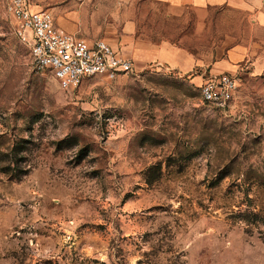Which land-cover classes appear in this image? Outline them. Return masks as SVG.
Wrapping results in <instances>:
<instances>
[{
	"label": "rangeland",
	"instance_id": "obj_1",
	"mask_svg": "<svg viewBox=\"0 0 264 264\" xmlns=\"http://www.w3.org/2000/svg\"><path fill=\"white\" fill-rule=\"evenodd\" d=\"M29 3L95 38L132 11L138 34L177 41L195 64L62 88L0 0V264H264V26L229 6ZM218 72L236 90L206 102L199 85Z\"/></svg>",
	"mask_w": 264,
	"mask_h": 264
},
{
	"label": "built area",
	"instance_id": "obj_2",
	"mask_svg": "<svg viewBox=\"0 0 264 264\" xmlns=\"http://www.w3.org/2000/svg\"><path fill=\"white\" fill-rule=\"evenodd\" d=\"M6 10L16 20V35L30 47L39 68H48L62 88L78 86L93 75L114 78L134 69L131 57L101 37L83 38L55 24L48 9H34L29 0H6ZM235 77L228 72L213 73L199 85L206 102L231 99Z\"/></svg>",
	"mask_w": 264,
	"mask_h": 264
},
{
	"label": "crops",
	"instance_id": "obj_3",
	"mask_svg": "<svg viewBox=\"0 0 264 264\" xmlns=\"http://www.w3.org/2000/svg\"><path fill=\"white\" fill-rule=\"evenodd\" d=\"M164 2L173 7H195L207 8L217 6H229L234 9L246 10L251 12L252 18L260 25L264 26V0H154ZM38 6V5H37ZM32 7V6H31ZM33 8V7H32ZM34 9H42L36 8ZM127 9V8H126ZM121 12V23L118 26V34L115 36L106 35V39L113 47L119 49L123 54L131 57L133 67L145 62H155L165 64L169 67L179 69L183 72L189 71L195 64V58L189 50L178 44L177 41L167 37L162 39H149L138 34L140 30L137 28L136 18L133 12L125 10L124 12L117 10L115 14ZM55 24L62 27L66 31L72 32L79 37L95 38L71 31L56 22ZM116 27V26H115ZM117 28V27H116ZM142 33V32H140ZM243 44H233L228 49V56L232 60H239L244 57L246 51ZM223 69H233L234 64L226 60L224 63L219 64Z\"/></svg>",
	"mask_w": 264,
	"mask_h": 264
}]
</instances>
